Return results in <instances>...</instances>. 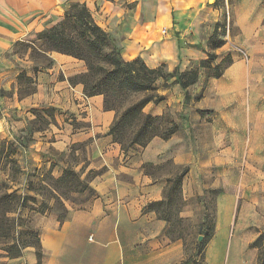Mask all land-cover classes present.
I'll use <instances>...</instances> for the list:
<instances>
[{
	"label": "rangeland",
	"instance_id": "rangeland-1",
	"mask_svg": "<svg viewBox=\"0 0 264 264\" xmlns=\"http://www.w3.org/2000/svg\"><path fill=\"white\" fill-rule=\"evenodd\" d=\"M26 1L37 5L31 7L23 3L22 6L30 8L32 13L29 14V11L23 13L24 16H18L15 0H6L9 30L14 34L6 51L2 53L0 62V121H7L10 131L9 138L0 137V185L5 184L8 192L17 189L18 193L35 196L37 204L40 205L43 197L50 196V191L46 188L40 189L38 179L46 170L34 165L30 148L37 133L56 123L55 112L40 106L23 111L18 103L11 104L13 100L9 98L14 93L18 98L24 97L19 96L21 86L18 84L17 74L20 69H25L26 74L30 75L34 73L35 63H47V60L33 55L32 47H26L18 41L30 39L37 44L35 34L57 22L71 2H84L92 16L97 19V15L96 4L91 0ZM109 1L119 2L126 18L133 15L132 11L138 6L131 24L134 25L135 22L136 30L139 24H152L151 16L155 17L163 12L168 16L173 14L170 0H165L162 9L159 7V0ZM197 16L199 41H193L194 38L186 30L177 31V49H207L205 58L207 52L217 54L212 64L228 55L232 63H240L238 77L242 86L228 93L226 99L221 88L220 92L212 90L213 77H208L211 72L202 68L197 83L188 89L190 100L185 102L183 97L184 114L174 107H167L163 114L167 121L175 120L179 124L187 121L195 124L189 130L191 141L188 142L186 136L184 137V151L190 149L194 162L191 172L189 165L177 167L170 161L148 168L154 174L170 177L167 191L173 184L175 175L186 169L178 186L179 191L175 188L170 202L173 213L168 228L169 245L175 241L178 232L181 233L180 245L169 250L166 255L145 258L143 261L136 259L134 255L129 264H193L192 261L198 259L200 254L204 255L206 264H256L257 250L251 243L264 229V0H203ZM19 21H23L22 29ZM110 23L113 28L106 31L112 37L113 30H119L115 23ZM146 25L144 29H148ZM162 26L163 24L159 26L156 38L165 40L168 34L159 32ZM215 28L217 38L224 40L216 48L210 40ZM136 37L143 40L144 45H148L155 35L153 31L139 32ZM114 43L119 46L115 40ZM197 61H192L188 68L196 65ZM223 74L222 79L229 77ZM162 83L159 81L156 84L158 93L163 89ZM215 89H218V85H215ZM221 95L225 98H221ZM206 102L207 106L203 107ZM213 108L230 116V126L227 124V115L226 118H215L214 122V118H205L201 114L210 112ZM195 112L201 114V118L193 115ZM35 113H39L38 119L35 118ZM52 113L53 120L49 117ZM189 114L193 115L192 118ZM39 127L42 129L39 130ZM67 158L69 166L72 167L75 162L85 159V153L70 152ZM10 159H14L19 167L17 172L10 170ZM85 175L82 174L81 178L84 179ZM46 181L51 183L45 179V183ZM79 189L80 184L76 191L60 194L59 201L49 197L44 209L61 219L67 214L69 207L85 206L92 197V191ZM3 191L1 186L0 194ZM62 191L63 188L57 189V193ZM30 203L33 201L28 200L27 205ZM35 213L38 212L28 209L22 212L31 227ZM212 225L214 230L211 239L200 248L197 243L202 239L201 232L210 230ZM10 240L11 238L0 236V262L7 258L5 249Z\"/></svg>",
	"mask_w": 264,
	"mask_h": 264
},
{
	"label": "crops",
	"instance_id": "crops-1",
	"mask_svg": "<svg viewBox=\"0 0 264 264\" xmlns=\"http://www.w3.org/2000/svg\"><path fill=\"white\" fill-rule=\"evenodd\" d=\"M91 1L96 4L97 19L93 16L98 25L109 30L113 28L110 22L116 24L119 31L113 30L112 37L121 46L122 56L126 60L139 56L149 67L165 64L172 71L176 67L187 69L192 61L206 56L207 49H177L176 36L177 31L186 30L194 38L193 41H199L197 13L203 0H170L174 16L164 12L151 16L152 24H139L138 30L135 22L131 25L138 6L132 11L133 15L126 18L117 1ZM23 3L31 7L37 5L31 1L15 0L18 16H24L23 13L29 11V14L32 13L30 8L22 6ZM165 3V0H159L160 9ZM8 17L7 2L0 0V62L14 34L9 30ZM162 24L159 32L168 34L165 40L156 38ZM145 25L148 29H144ZM19 26L23 28V21H19ZM163 29L166 33L162 32ZM150 31L154 32L155 38L148 45L137 39V33ZM49 56L53 60L51 66L30 74L36 80V91L22 98L14 93L9 98L13 100L11 104L18 103L23 111L38 106L55 109L56 123L37 133L31 144L34 165L43 170L50 169L51 175L58 177L70 165L67 160L69 153L83 151L85 159L75 162L72 167L77 171L82 170L83 175L89 170L100 172L89 181L94 196L83 207H69L64 220L59 221L54 213L48 212L32 216V227L39 231L43 253L38 264H129L134 255L140 261L166 255L180 245V239L169 245V223L159 218L155 211L148 210L147 205L164 197L168 176L154 174L151 170L147 172L145 165L151 163L156 167L170 161L177 167L189 165L191 172L194 162L190 149L184 151V137L191 141L189 130L195 124L181 122L179 129L168 139L156 136L146 146L135 145L125 152L109 133L116 113L104 108L103 95L86 96L82 83L69 82L70 76L86 71L85 62L58 51H51ZM239 67L240 63L233 62L223 74L229 77L213 78L212 90L220 92L221 88V93L226 97L241 87ZM215 85H218V89H215ZM159 94L164 95V99L158 103H147L145 112L160 116L167 107H174L184 114V91L179 84L163 88ZM225 97L221 95V98ZM204 106H207V102ZM201 114L205 118H214V122L215 118H226L227 115L214 108ZM201 114L195 112L193 115L201 118ZM192 116L189 114L190 118ZM229 119L230 116L228 126L231 124ZM8 125L7 121H0L1 138H9ZM0 264H37L35 248L26 247L22 256L7 257Z\"/></svg>",
	"mask_w": 264,
	"mask_h": 264
},
{
	"label": "trees",
	"instance_id": "trees-1",
	"mask_svg": "<svg viewBox=\"0 0 264 264\" xmlns=\"http://www.w3.org/2000/svg\"><path fill=\"white\" fill-rule=\"evenodd\" d=\"M35 40L38 42L37 44L30 39L18 41L26 47H32L35 57L47 60V63H35L34 73L39 68L49 67L53 64V60L49 56L51 51L71 55L85 62L86 71L70 76L69 82L72 84L82 83L86 96L103 95L104 108L114 110L116 113L109 133L113 141L117 142L125 152L135 145L146 146L156 136L168 139L179 129L180 124L175 120L167 121L164 115L155 116L144 111L147 103H158L164 99V95L157 92V82L162 81L163 88L179 84L184 91V100L188 102L190 100L188 89L197 83L202 68L211 72L208 77L218 78L232 64V59L228 55L212 64V61L217 58V54L214 52H207V58L199 59L196 65L184 70L176 67L169 71L165 64L149 67L139 56L126 60L122 56L121 47L117 46L113 37L96 23L84 2H71L57 22L35 34ZM210 40L213 41L211 44L214 48L224 43V40L217 38L216 28ZM17 79L21 86V88L19 87V96H27L36 91V80L33 76L27 75L25 69H21L17 74ZM137 94L141 95L131 98ZM44 109H51L55 112L53 107H44ZM39 116V113H35V118L38 119ZM49 117L53 120V113ZM46 123H48L47 120ZM40 129L42 128L39 127ZM9 161L12 162L10 170L17 172L19 167L15 164V160L10 159ZM149 167H153V165L151 163L145 165L147 172L150 171ZM99 172L100 170H89L82 179V170L78 172L70 166H67L58 177L51 175L50 169L44 171L38 181L40 189H48L50 196L43 197L40 205L37 204L35 196L18 193L17 189L8 192L5 184L0 185V188L1 186L4 188L0 194V236L11 238L5 249L7 257H20L23 255L24 249L30 246L35 248L37 264L40 263L43 253L39 231L27 224L28 219L22 215L23 210L46 213L49 210L44 208L49 197H54L59 201L60 194L66 195L69 191H76L79 184V190L89 189L94 196L89 181ZM185 173L186 169L175 175L173 184L170 185L168 191L166 190L167 183L171 179L167 177L164 197L161 200L151 201L147 205L148 210L155 211L159 218L169 224L173 213L170 210L171 198L175 188H177V192L179 191L178 186ZM45 179L51 181V185L48 184V181L45 183ZM58 188H63V191L57 193ZM28 200L33 201L29 206L27 205ZM65 217L66 214L59 221L64 220ZM213 230L214 226L212 225L210 230L201 232L202 239L197 243V246L201 248L205 245L211 239ZM180 238L181 233L178 232L175 240ZM251 245L257 250L256 264H264V229L259 232ZM192 262L193 264H206L203 254H200L198 259H194Z\"/></svg>",
	"mask_w": 264,
	"mask_h": 264
},
{
	"label": "built area",
	"instance_id": "built-area-1",
	"mask_svg": "<svg viewBox=\"0 0 264 264\" xmlns=\"http://www.w3.org/2000/svg\"><path fill=\"white\" fill-rule=\"evenodd\" d=\"M163 33H166L165 29L162 30Z\"/></svg>",
	"mask_w": 264,
	"mask_h": 264
},
{
	"label": "bare ground",
	"instance_id": "bare-ground-1",
	"mask_svg": "<svg viewBox=\"0 0 264 264\" xmlns=\"http://www.w3.org/2000/svg\"><path fill=\"white\" fill-rule=\"evenodd\" d=\"M214 249V248H213ZM210 251H212L211 249H210ZM215 254V253H214ZM212 256V255H211ZM214 256V255H213Z\"/></svg>",
	"mask_w": 264,
	"mask_h": 264
}]
</instances>
